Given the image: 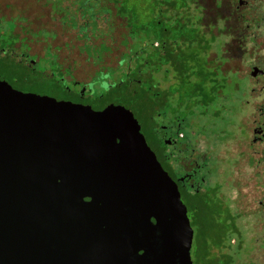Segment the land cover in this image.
<instances>
[{"label":"flooded vegetation","instance_id":"flooded-vegetation-1","mask_svg":"<svg viewBox=\"0 0 264 264\" xmlns=\"http://www.w3.org/2000/svg\"><path fill=\"white\" fill-rule=\"evenodd\" d=\"M45 2L31 0V29L36 32L41 29V33L37 37L36 34L31 35L25 49L19 48L21 43L11 45L14 48L8 52V55L12 54L8 69L11 79L6 80L1 72L0 77L15 89L11 82L22 84L31 81V93L87 105L93 110L104 107L96 105L98 97L91 96L95 86L105 85L106 94L115 93L114 85L118 82L113 81L116 61L134 62L119 82L124 81L126 88L145 96L144 89L148 87L141 85L142 75L148 81L150 76L159 78L160 75L169 81L162 74L163 66L177 67L176 50L165 48L166 42L182 38L188 46L198 47L200 53L210 59L213 58L212 35L219 36L215 42L219 50L215 52L219 51L221 60L214 62L215 73L219 75L215 100L219 101L215 102L216 106L211 111L212 121L225 123L219 129V136L228 132L226 115L231 113L222 103L225 95L219 93L227 83L226 71H234L237 77L244 79L240 86L237 83L234 85L242 99L239 101L241 109L236 108L238 114L230 127L232 133L229 139L233 140L230 150L226 146L227 135L217 140L211 136L206 139L200 132L196 135L195 132H188L185 136L178 125L172 128L164 122L149 124L145 133L140 127L139 131L162 169L174 181L186 214L187 208L193 213L200 208L223 212V223L230 227L232 233L229 242L220 248L225 264H264V53H261L264 36L256 33L260 27L264 30L260 2L199 0L193 1L196 9L183 13L167 4L164 11L168 16L165 20L170 22L178 19L179 13L186 14L189 33L186 37H169L164 34V27L160 26V18H155L153 24L155 32L158 29L157 39L153 33H137L129 38L121 27L123 32L116 31L117 24L124 25V29L126 25L125 17L119 12L121 5L116 9L121 0H50L52 6H46ZM63 8H66L72 27L61 22ZM120 37L126 40L125 46H134L131 54H125L124 47L116 46ZM83 39L92 49L106 52L101 65L93 66L83 61L85 56L80 53ZM227 41L235 45L237 59L228 60L223 48ZM248 43L251 46L247 49ZM118 52L122 55L116 58ZM124 55L127 56L122 58ZM146 65L150 67L149 73L144 72ZM151 105L158 108L160 104L152 101ZM229 117L232 119V116ZM226 150L231 157L224 156ZM208 158L218 163L213 173V169L208 167ZM244 166H249L250 171L244 172ZM229 189L234 191L233 197L224 192Z\"/></svg>","mask_w":264,"mask_h":264},{"label":"water","instance_id":"water-1","mask_svg":"<svg viewBox=\"0 0 264 264\" xmlns=\"http://www.w3.org/2000/svg\"><path fill=\"white\" fill-rule=\"evenodd\" d=\"M191 236L129 108L0 77V264H191Z\"/></svg>","mask_w":264,"mask_h":264},{"label":"rangeland","instance_id":"rangeland-1","mask_svg":"<svg viewBox=\"0 0 264 264\" xmlns=\"http://www.w3.org/2000/svg\"><path fill=\"white\" fill-rule=\"evenodd\" d=\"M15 1L18 3L20 8L23 7L22 4H25L24 7L29 9V14L31 16V0ZM20 1H22V4H19ZM193 1L199 0H121V2L116 4V9H118V5H121L119 12H121V16L125 17L127 26L125 25L124 29V25L119 26L117 24L116 31L122 29L126 30L129 38H132V36L137 33L149 35H152L153 33L156 38L158 29H156L155 32V25L153 24V21L155 18H160L162 21L160 26L164 27L165 35H168L169 37L170 35H179L180 37L184 35L186 37L189 33L188 18H186V14H182V11H193L196 9ZM249 1L250 3L254 2L255 4L257 0ZM258 1L260 2L259 5H262L261 8H259L261 11L260 16H264V0ZM45 4L46 6H52L50 0H46ZM167 4H170L174 10L182 12L179 13L180 16L178 19L170 22L165 20V16H168L164 11ZM216 5H219V3H216ZM7 10L2 7V4L0 3V25L3 26V28L7 26H16L19 36H26L28 39L27 41H31V35L33 36L36 34L37 37V35L41 33V29L38 32L31 29V18H29L30 16L28 13H24V15L28 17L26 18L24 15L15 11L14 6L11 8L9 7ZM51 10L54 12L55 9L52 8ZM61 22L72 27L66 14V8L62 9ZM121 22H123V19H121ZM262 28L263 27H260L256 31L260 37L264 36V30ZM123 30L118 33L123 32ZM212 30L215 32L213 28ZM211 39V56H213V58L210 59L209 57H204V54L200 53L198 47L193 46L191 48V46H188L187 42L182 41V38L176 42H166L165 48L176 50L175 58L177 60V67H175V69H171V67L163 64L164 72L162 74L165 75L169 81H165L162 75H160L159 78L150 76V80L148 81L142 75L143 84L141 85L144 88L145 86L148 87L144 89L145 96L136 90L135 92L129 90L127 95H122L118 91L106 94L105 90L107 88L105 85H101L100 87L95 86V88L91 91V96L98 97L96 105L99 104L100 106H106L107 104L112 103L124 105L129 108L133 117L136 119L141 132H147V127L151 123L152 125H155L164 122L171 125L172 128L178 125L179 129L183 131L185 136L188 132H195V135L200 132L206 139L211 136L213 140H217L218 138L221 139L227 135L226 139L228 140L226 146L228 150H230L233 143V140L229 139L232 133L230 127L234 124L233 118L237 116L238 109H241L239 101L242 99V95L238 90L234 89V85L237 83L240 86L244 79L240 76L237 77L234 71H226L227 83L226 86L223 87L222 92L220 91L219 93L225 95L224 97L226 99L222 103L226 106L228 112L231 111V113L226 115L228 132L219 136V129L221 127L223 128L225 123L220 124L219 120L212 121L211 113L216 106L215 102L219 101L215 100V90H218L216 85H218L219 75L215 73L214 64V62H220L221 60L219 51L215 52L216 49L219 50L215 45V42L219 40V36L212 35ZM82 41L84 45L80 46V53L84 54L85 59L87 60L86 61L84 59L83 61L93 64V66L101 65V63L104 62L106 52H102L97 48L92 49L89 44L87 45L86 42H84L87 41L86 39H83ZM231 41H227L226 45H223V48H225L227 52L228 60L237 59L236 50L234 48L235 45ZM118 45L125 48L123 51L125 54H128V52L131 54L132 50H134L133 45L130 47L125 46L126 40L122 37L117 38L116 46ZM250 46L251 43H248L246 46L247 49L250 48ZM261 53H264V50H262ZM121 55H119L118 52L115 57L119 58ZM126 56L127 55H124L122 58H125ZM205 58L208 61H206ZM107 61H109V58H107ZM115 64H117V66L115 67L116 73L113 77L114 82L119 81L121 76H123L124 73L133 66L134 62L125 60L120 63L116 61ZM0 72L6 80L9 81L11 79L10 73H8L7 70L0 69ZM144 72H150L149 65H146ZM101 77L102 76H100V78ZM11 83L14 84L19 91L31 92V81L24 82L22 84L16 82ZM153 93H156V95ZM152 101L159 102L160 105L158 108H152ZM141 103H143L142 106H145L144 109L141 108ZM237 107L239 108L236 109ZM229 116H232V119ZM188 137L191 138V135ZM226 155L227 157H231V153H228L227 150L224 153V156ZM207 162L210 170L211 168L213 169V173L218 163L214 162L213 158H210V160L208 158ZM250 169L251 168L249 166L243 167L244 172H248ZM212 173L211 175H213ZM213 176L216 177V174ZM224 192H227L230 197L234 196V191L231 189L224 190ZM186 215L192 231L189 248V258L192 263L225 264V260L220 255V248L229 242V238L232 236V233L230 227L223 223L224 219L221 216L223 215V212L221 210H208L200 208L197 212L193 213L189 208H187Z\"/></svg>","mask_w":264,"mask_h":264},{"label":"trees","instance_id":"trees-1","mask_svg":"<svg viewBox=\"0 0 264 264\" xmlns=\"http://www.w3.org/2000/svg\"><path fill=\"white\" fill-rule=\"evenodd\" d=\"M21 2L22 1H20L19 4H22ZM0 3L2 4V7H4L6 10L9 9V7L11 8L12 6H14L15 11H17L19 14L22 15H24V13L29 14V9L24 7L25 4H22L23 7L20 8L15 0L14 1L1 0ZM24 16L28 18L26 15ZM29 18H31V16ZM27 40L28 39L26 36L23 37L19 36L18 29L16 28V26L13 27L7 26L3 28V26L0 25V69H5L7 71L8 69H10V64H11L10 59H12L11 57L12 54L8 55V52L11 51V49H14L12 48L11 45L12 44L15 45L16 43H21L19 48L25 49L26 48L25 43ZM114 90L118 91L122 95H127L129 93V89L128 87L127 88L125 87L124 81L116 82L114 85Z\"/></svg>","mask_w":264,"mask_h":264}]
</instances>
